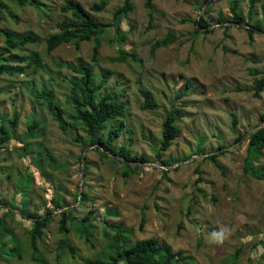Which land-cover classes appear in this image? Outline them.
Masks as SVG:
<instances>
[{
    "label": "rangeland",
    "instance_id": "1",
    "mask_svg": "<svg viewBox=\"0 0 264 264\" xmlns=\"http://www.w3.org/2000/svg\"><path fill=\"white\" fill-rule=\"evenodd\" d=\"M76 1L88 9L100 0ZM123 1L108 0L103 10L91 13L97 21H110ZM145 1L132 0L134 8L121 22L123 40L112 28L101 36L97 64L91 61L92 40L82 41L78 48L70 42L46 51V39L57 30L56 23L71 18L61 10L66 0H38L39 8L3 1L0 28L31 32L39 40L11 50L0 36V53L13 58L8 65L23 69L0 77V116L18 114L16 126L8 127L9 140L0 144V218L5 217L10 232H4L7 246H19L21 252L20 258L12 251L4 252L0 264H83L99 252L98 256L106 255L109 247L102 253L103 248L114 231L108 228V236H104L100 222L105 219L131 227L132 240L152 236L174 250H182L193 264H264V171L260 179L243 172L246 134L262 123L260 115L264 114V90L260 97H254L252 91L244 89L264 75V30L254 31L250 37L246 25L230 23L232 0H152L153 20L147 28ZM261 2L264 0H257L254 6L252 23L262 20ZM238 9L244 15L242 23H246L248 0H239ZM200 15L209 20V26L196 34L194 20ZM168 31L176 40L151 54L152 42ZM121 49L135 54V60L128 57L118 61ZM33 52L39 54L41 65H37ZM79 61L91 65L93 83L105 77L97 97L112 91L129 111L120 118L123 130L114 139V146L118 149L125 144L132 154H144L147 161L139 160L141 167L127 178L91 147L83 149L72 140L73 135L85 136L82 127L68 124L67 132L62 131L51 112L33 96L35 90L51 88L66 115L72 113L73 107L65 101L69 77L75 74L69 65L78 67ZM254 69L262 72L253 75L250 70ZM140 87L150 89L161 106L141 110ZM171 108H181L184 116L177 118L176 137L162 153L165 163L177 161L166 168L156 159L154 149ZM231 112L237 116L236 131L242 134L238 140L231 127ZM32 115L40 125L37 136L29 140L31 149L25 152L23 141ZM220 145L223 149L218 148ZM221 150L225 152L217 157L222 166L219 169L205 156ZM38 154L41 163L37 164L34 156ZM46 155L57 164L52 166ZM80 155L93 162L86 176L84 161L81 174ZM254 165L255 170L264 169V149ZM115 168L121 169V163ZM161 168L168 170L166 175ZM28 174L29 181L19 182ZM198 175L201 178L196 180ZM85 188L90 199L81 208L77 205L79 191ZM55 195L76 205L80 215L94 209V246L79 233L59 232V210H53L50 203ZM25 204L29 210L50 212L53 217L37 241L42 261L32 257V220L22 214ZM105 204L117 207L119 216L105 217ZM62 237L75 247L73 255L68 251L60 254Z\"/></svg>",
    "mask_w": 264,
    "mask_h": 264
},
{
    "label": "trees",
    "instance_id": "2",
    "mask_svg": "<svg viewBox=\"0 0 264 264\" xmlns=\"http://www.w3.org/2000/svg\"><path fill=\"white\" fill-rule=\"evenodd\" d=\"M4 0H0V22L2 20L1 10L4 7ZM18 6H33L39 8L38 0H9ZM208 0H205L207 2ZM257 0H248V20L246 24V31L251 37L254 31L264 30V2H261L262 20L259 23H252L254 6ZM108 4V0H100L93 2L86 9L79 1L66 0L65 4L61 7L63 12L71 14V18H63L56 23L57 30L49 34L46 39V51L50 52L61 44L73 42L75 47L78 48L82 41L92 40V53L91 61L93 64L99 62V49L101 46V36L107 32L110 28L114 30L116 35L121 34L122 25L121 22L129 12L134 8L132 0H124L122 5L118 6L112 13L110 21H97L94 19L91 11H101ZM145 5L147 7V28L151 26L153 20L152 14V0H146ZM239 0H232L230 5V11L232 16L230 19L233 22H243L244 15L238 9ZM195 22V33H201L202 28L209 26V20L200 15ZM229 27L228 25H225ZM211 29H205L204 32H210ZM0 36L2 37L4 45L7 49H21L25 45L35 43L39 40V37L31 32H15L8 28H0ZM120 39L123 40V36L120 35ZM176 40V36L168 31L163 37L155 39L151 46V54L161 46L168 45ZM33 56L37 65H41L42 60L37 52H33ZM135 60V54L129 53L121 49L120 55L116 58L118 61H123L126 58ZM22 58V57H21ZM13 61L12 57L3 56L0 53V77L4 74L12 75L15 72H22L20 67H11L9 62ZM74 70L75 74L69 77L70 90L69 94L65 97V101L73 107V112L66 115L65 108L62 102L55 97L54 90L51 88L43 89L41 91H33V96L36 101L45 106L52 114L53 119L57 121L62 131L67 132V125L75 127H82L85 131V136L79 137L73 135L72 140L78 142L83 149L91 147L95 150L101 160L107 161L108 165L115 169L116 172H120L123 177L127 178L131 176L141 165L139 160L146 162L144 154L134 155L131 150L125 144H121L118 149L114 146V139L120 135L123 130V122L120 118L129 113L125 103L114 96L112 91L102 94L97 97V94L101 91L106 82L105 77L100 81L93 83L92 68L90 64L79 61L78 67L69 65ZM262 70L254 69L250 70V73L257 75ZM247 91H252L254 97H260L261 92L264 90V75L253 79V85L244 87ZM139 91L142 95L143 101L139 108L141 110L157 109L161 105L155 100L153 93L150 89L140 87ZM231 115V127L236 131L237 116L234 112ZM184 116V111L181 108H171L166 114L162 122L161 127V139L159 144L154 149L155 157L163 165H173L177 161L172 163H165L162 158V153L166 151L172 144L177 134L176 120L179 117ZM262 126L256 127L247 137V145L245 149V157L243 159V172L249 174L255 178H262L264 169L259 168L260 171L255 170L254 163L260 157L262 150L264 149V114L260 115ZM18 120V114L14 113L12 116L1 115L0 116V144L9 140L8 127H15ZM65 120L68 122L66 123ZM112 124L108 126V124ZM40 122L32 115L27 122V132L24 137V151L27 152L31 149L30 139H34L37 136ZM131 132V129H128ZM242 137L240 132L236 131V140ZM131 141V137H129ZM198 148L200 145L197 146ZM219 149H223V146H218ZM90 150V149H88ZM202 149L199 148L200 152ZM225 150L219 152L208 153L205 158L209 159L216 167L222 169L217 157L224 153ZM52 162V166L56 165L55 159L46 155ZM81 155L79 156V160ZM34 161L38 164L41 163L40 155L34 156ZM118 163H121V169L115 168ZM133 163V164H132ZM93 162L89 161L85 155L84 157V175H87L88 168ZM132 164V165H131ZM43 165V164H42ZM41 166V165H40ZM179 165L173 168H178ZM164 175L168 172L167 169L161 168ZM199 168L195 169V173L199 174ZM31 174L21 177L19 182L29 181ZM201 177L198 175L196 180ZM78 197V192L74 195V200ZM90 199L89 191L87 188L82 190L81 197L78 202V206L84 208L86 200ZM50 203L53 206V210L60 209L57 213L60 215L58 221V230L61 233H68L72 231L79 233L84 240L90 245L94 246L93 238L95 235V226L93 224L94 209H88L83 215H80L77 210V206L66 203L62 200V197L55 195L50 198ZM65 206V207H64ZM23 216L31 218L32 224L29 230L30 245L32 248V257L38 261L40 259L39 251L37 248V241L44 233V229L52 221V215L50 212L43 214L36 211L27 209V205H24ZM9 212L13 213L10 209ZM104 216L108 218H117L119 216V210L115 206L105 204L103 207ZM5 217L0 218V258L4 257V252L12 251L16 257H21L19 246L9 245L5 240V233H10L6 223L3 221ZM144 219L140 222L142 228ZM104 236H108L107 229L110 228L114 231L113 234H109L106 244L103 248L109 247V251L105 252L106 255L87 258L83 261V264H193L188 261L187 255L182 250H174L170 244L160 242L156 237H144L132 240V228H123L119 222H111L106 219L100 222ZM129 230V232H128ZM110 243V246L108 244ZM7 247V250L4 249ZM58 250L60 254L70 252L72 255L75 253V247L70 243L66 237H62L58 243ZM239 250L233 256L235 260ZM42 261V260H41ZM45 264V263H43Z\"/></svg>",
    "mask_w": 264,
    "mask_h": 264
},
{
    "label": "water",
    "instance_id": "3",
    "mask_svg": "<svg viewBox=\"0 0 264 264\" xmlns=\"http://www.w3.org/2000/svg\"><path fill=\"white\" fill-rule=\"evenodd\" d=\"M230 23H232V24H235V25H246L247 27H248V25L246 24V23H242V22H233V21H231ZM262 124L263 123H261V124H258V125H256L251 131H249L246 135H249L256 127H260V126H262ZM81 161H82V165H81V174H83V161H84V157H83V155H82V157H81ZM166 168H168L167 166H165ZM81 195V191H79V196ZM65 207V206H64ZM58 210H60V209H58Z\"/></svg>",
    "mask_w": 264,
    "mask_h": 264
}]
</instances>
